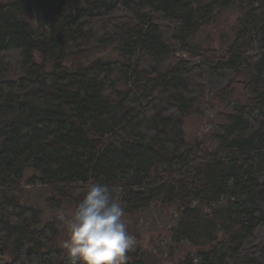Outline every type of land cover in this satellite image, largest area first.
I'll return each instance as SVG.
<instances>
[{
  "label": "trees",
  "instance_id": "16d2710c",
  "mask_svg": "<svg viewBox=\"0 0 264 264\" xmlns=\"http://www.w3.org/2000/svg\"><path fill=\"white\" fill-rule=\"evenodd\" d=\"M24 1L0 0L3 264H70L26 194L74 211L92 182L124 222L174 209V240L198 248L179 264H264V0L62 1L47 31ZM229 7L240 15L219 46L197 40ZM207 112L218 129L188 136ZM126 226L125 264H157Z\"/></svg>",
  "mask_w": 264,
  "mask_h": 264
},
{
  "label": "rangeland",
  "instance_id": "374dc122",
  "mask_svg": "<svg viewBox=\"0 0 264 264\" xmlns=\"http://www.w3.org/2000/svg\"><path fill=\"white\" fill-rule=\"evenodd\" d=\"M64 1V11H73L77 0H26L28 6L26 11H32L39 14L40 29L47 31L52 25V18L56 12L55 7ZM240 13L236 7L227 8L219 17L217 23L204 27L196 36V39L210 44L219 46V35L228 32L236 22ZM60 13L55 16L61 19ZM211 33V35H209ZM205 37L207 38L206 40ZM103 55H109V52ZM222 123V118L216 112H207L203 115L191 116L186 122V133L188 136L210 135L218 125ZM26 200L29 204H36L43 210L44 221L54 222L59 229L60 235L58 243L64 247L68 238V224L73 209L70 204L66 203L59 208H49L44 204L46 192L40 189H31L26 194ZM178 214L174 209H161L157 205H152L148 210L127 218L125 223L138 229L141 241L137 244L146 254L152 253L156 258L157 264H179L181 258L187 253L196 254L198 248L192 246L186 239L175 241L173 238L172 228L176 226ZM65 248V247H64ZM205 248V246H202Z\"/></svg>",
  "mask_w": 264,
  "mask_h": 264
},
{
  "label": "clouds",
  "instance_id": "9594fccd",
  "mask_svg": "<svg viewBox=\"0 0 264 264\" xmlns=\"http://www.w3.org/2000/svg\"><path fill=\"white\" fill-rule=\"evenodd\" d=\"M123 217L121 202L105 184L86 185L68 224L64 247L70 264H125L135 238Z\"/></svg>",
  "mask_w": 264,
  "mask_h": 264
},
{
  "label": "water",
  "instance_id": "95a60500",
  "mask_svg": "<svg viewBox=\"0 0 264 264\" xmlns=\"http://www.w3.org/2000/svg\"><path fill=\"white\" fill-rule=\"evenodd\" d=\"M5 257L4 256H2V255H0V264H3L4 263V261H5Z\"/></svg>",
  "mask_w": 264,
  "mask_h": 264
}]
</instances>
